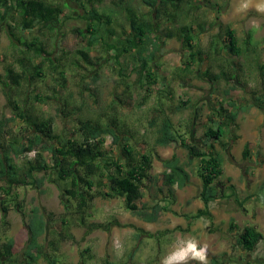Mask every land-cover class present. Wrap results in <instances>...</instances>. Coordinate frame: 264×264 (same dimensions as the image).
<instances>
[{
    "label": "rangeland",
    "instance_id": "obj_1",
    "mask_svg": "<svg viewBox=\"0 0 264 264\" xmlns=\"http://www.w3.org/2000/svg\"><path fill=\"white\" fill-rule=\"evenodd\" d=\"M47 1H54L61 8L65 7V3L70 5V10L64 9L61 14L58 38H51L52 41L47 42L48 50H54L52 57L61 59L62 67L57 71H65V83L49 69H46L48 75L44 78L32 83L23 82L19 89H27L30 95L25 108L33 114L51 116L55 133L65 136L71 134L80 121L105 122L114 118L122 136H132L131 142L136 150L151 152L154 161L150 173L159 177L162 167L158 158L166 160L173 155L184 158V153L176 144L167 148L154 145L156 126H151V122L157 121L158 110L163 109L175 127L185 132L188 131L186 127L191 128L188 121L193 119V110L197 108V119L192 131L197 144L203 146L204 130L208 126H216L220 121L216 112L220 104L227 107L229 100L242 107L253 104L248 111L238 113L236 129L222 138L223 142L229 144L228 148L223 151L215 143V149L222 157L221 181L225 184V194L234 191L239 200L253 197L244 202L242 207L231 197L217 199L208 204L210 219L196 218V211L203 207L198 199L201 182L194 169H189V184L182 190H175L170 200L164 197L165 191L157 190L162 187L160 180L155 182L154 187L147 182L143 184V196L137 202L139 207H147L162 200L160 203L169 208V212L159 214L155 223H145L125 210L120 198L97 197L85 215L84 224H79L77 214L68 215L64 212L57 189L59 182L50 176V181L42 187L43 193L29 187L17 190L19 205L17 208L9 206L5 222H2L0 212V244L8 238L13 239L12 252L17 263L22 264V252L28 237V213L31 208L37 207L46 221V230L39 242L44 245L45 252L51 255L54 245H57L58 251L55 253L59 264H161L164 257L174 249L177 251L184 247V242L188 240L207 247L208 264L215 260L217 264H240L246 260L264 264V205L255 199L264 197V82L258 69L264 64L262 0H188L190 5L193 3V7H200L193 10L192 19L194 17L196 23H203L206 29L196 39L201 48H207L211 35H217L225 41V29L220 28L221 23L230 25L240 40L250 32L253 42L258 44L257 51L250 56L237 58H230L225 52L215 57L214 61L207 59L196 63L191 69L193 74L182 72V77L176 79L174 74L179 73L188 61L187 49L181 40L160 38L157 45L149 49L153 53V61L149 65L155 76L151 92L134 83L136 76L132 68L138 64L134 55L123 56L120 65H116L111 59V51L107 53L97 48L90 54L94 62L98 58L96 69L92 71V68L84 67L81 61L78 67L72 65L73 59L69 54L84 44L78 41L72 30L85 29V10L93 8L109 17L110 23L103 29H111L112 36L108 40L114 44L123 34V29L127 30L126 9L146 12L139 0ZM221 14L219 22L218 15ZM163 23L165 25L162 24V28L168 26L172 31L177 27ZM178 24L184 22L179 20ZM15 33L18 34L17 30ZM22 35L29 39L36 35V29L23 32ZM20 49L11 47L5 25L0 26V76L4 75L8 64L13 65L16 71L21 70L13 61L18 57L29 59L30 55L18 52ZM119 67L124 69L123 75L126 77L119 75ZM230 68L238 76V82L222 76L219 81L209 83L200 76L206 69L218 73L219 70L230 71ZM125 84H129V89L128 93L123 94ZM232 85L235 89L225 96V91ZM37 94L42 100L34 99ZM257 97L262 100L260 106H256ZM14 113L0 87V119L4 117L12 123ZM106 146H110V139ZM245 147L248 157L243 159ZM112 155L117 156L118 150L114 149ZM28 156L32 158L33 153ZM16 163L20 162L16 160ZM189 216L194 217L187 218ZM92 225L97 228L91 230ZM246 225L253 226L263 236L251 253L243 252L236 246V238ZM152 234L154 237L150 236ZM38 264L46 263L38 261ZM187 264H198V261L189 259Z\"/></svg>",
    "mask_w": 264,
    "mask_h": 264
},
{
    "label": "trees",
    "instance_id": "obj_2",
    "mask_svg": "<svg viewBox=\"0 0 264 264\" xmlns=\"http://www.w3.org/2000/svg\"><path fill=\"white\" fill-rule=\"evenodd\" d=\"M69 1L77 2V0ZM139 1L146 8V12H135L127 8V30L122 28L123 34L114 44L108 40L112 36L111 29L105 27L103 29V26L109 25V17L99 14L93 8L85 10V29L72 30L78 41L84 43L72 54L69 53L73 59L72 65L78 67L81 61L84 67L92 68L94 71L98 58L94 62L90 54L97 48L107 53L111 51V59L116 65H120L123 56L134 55L138 62L132 68L136 76L134 83L151 92L150 87L155 83V76L149 65V62L153 61V53L149 49L156 46L160 38L181 40L183 47L187 49L188 61L184 63L179 73L174 74L175 77L177 76L176 79L182 77L180 74L182 72L193 74L191 69L196 63L207 59L214 61L215 57H220L225 52L230 58H237L250 56L257 51L258 44L253 42L250 32L240 40L236 32L228 27L224 32L225 41L220 43L217 36L211 35L207 48H201L196 39L206 29L203 23H196L194 17L192 19L191 15L196 8L192 6L193 4L190 5L188 0ZM64 9L70 10L69 3H65V7L61 8L54 1L47 0H0V26L5 25L11 47L16 50L21 47L18 52L30 55L29 59L18 57L13 61L20 66V71H16L13 65L8 64L4 69V75L0 76V87L5 101L15 111L12 123L4 117L0 119L2 222L6 220L9 206L17 208L19 205L17 202L19 188L29 187L43 193L42 187L45 182L50 181V176H54V181L59 182L57 189L64 212L68 215L77 214L79 224H84L85 215L97 197L120 198L125 210L145 223H155L159 214L169 212V208L160 203L162 200L147 207H139L137 202L143 196V184L147 182L154 187L155 182L160 180L162 187L157 190L165 191L164 197L170 200L175 190H182L189 184L191 178L189 169H194L196 177L201 182L198 199L203 207L196 211V218L210 219L208 204L217 199L231 197L238 206L242 207L244 202L252 198L253 196H248L239 200L234 191L225 194V184L221 181L222 157L216 151L215 143L223 151L228 148L229 144L223 142L222 138L232 129H236L238 113L248 111L254 106L253 104L242 107L237 106L233 100L228 101L227 107L220 104L216 111L220 121L216 126H208L204 130L203 146L197 144L192 131L197 119V108L193 110L195 113L193 119L188 121L191 128L186 127L188 131L185 132H180L175 127L163 109L158 110L157 121L151 122V126H156L154 145L167 148L176 144L184 153V158H179L177 155L166 160L158 158L162 167L159 177L150 173L154 161L151 152L136 150L131 142L132 136H122L114 118L105 122L80 121L73 132L65 136L55 133L54 120L51 116L33 114L25 108L30 95L27 89H19L23 82L32 83L36 79H42L48 75L46 69H49L50 72L57 73L65 83V71L63 69L57 71L62 67L61 59L52 57L54 50L52 48L48 50L47 43L52 41L51 38H58L62 24L60 18ZM179 20L184 24L177 25ZM163 22H167L171 27H177L174 31L168 26L162 28L161 25H165ZM33 29H36L35 36L28 39L22 35L23 32ZM16 30L18 34L15 33ZM31 59L38 62L35 63ZM258 69L260 78L264 82V64ZM123 71L124 69L119 67V75L124 76ZM200 76L209 83L219 81L222 76L229 81L238 82V76L234 74L232 68L230 71L219 70L218 73L206 69L200 73ZM125 85L123 94L128 93L129 89V84ZM234 89V85L229 86L224 93L225 96ZM34 99L40 101L42 97L37 94ZM255 102H257L256 106L262 104L259 97L255 98ZM209 121L212 122L211 119ZM108 139L110 146L107 147ZM114 149L118 150L117 156L112 155ZM30 153H33L32 158L28 156ZM242 157L243 159L248 157L246 147ZM16 160L20 163L17 164ZM255 199L264 205V197H255ZM26 227L28 237L22 252L24 257L22 264H38V261L59 264L55 253L58 251L57 245H54L51 255L45 252L44 245L39 242L45 233L46 221L37 207L30 209ZM96 228V225L90 226L91 230ZM150 236L154 237V235ZM262 238L260 232L253 226L247 225L238 234L236 246L243 252L251 253ZM13 246L14 241L11 238L0 244V264H19L12 252ZM210 264H217V261H212ZM240 264L255 263L246 260Z\"/></svg>",
    "mask_w": 264,
    "mask_h": 264
},
{
    "label": "clouds",
    "instance_id": "obj_3",
    "mask_svg": "<svg viewBox=\"0 0 264 264\" xmlns=\"http://www.w3.org/2000/svg\"><path fill=\"white\" fill-rule=\"evenodd\" d=\"M184 245L164 257L161 264H187L189 259L198 261V264H208L206 246H200L193 240L185 241Z\"/></svg>",
    "mask_w": 264,
    "mask_h": 264
},
{
    "label": "crops",
    "instance_id": "obj_4",
    "mask_svg": "<svg viewBox=\"0 0 264 264\" xmlns=\"http://www.w3.org/2000/svg\"><path fill=\"white\" fill-rule=\"evenodd\" d=\"M260 3H263V5H264V0L260 1ZM192 4H193V3H192ZM196 6H197V5H196ZM194 8H196V9H200L199 6H197V7L194 6ZM196 9H195V10H196ZM218 16H219V17H218V20H219V22H221L222 14H221V16H220V15H218ZM214 19L216 20L217 18H214ZM215 23H217V22H215ZM219 24H220V28H221V29H225L226 27L232 29L230 25H222L221 23H219ZM232 30H234V29H232ZM234 31H235V30H234ZM216 36H217V35H216ZM217 37H218V36H217ZM224 38H225V37H224ZM220 41L223 42V40H220V39H219V42H220ZM222 42H220V43H222ZM208 43H209V42H208ZM207 46H208V45H207ZM246 226H247V225H246ZM244 227H245V226H244ZM152 235H153V234H152ZM174 251H176V249H174L173 252H174Z\"/></svg>",
    "mask_w": 264,
    "mask_h": 264
}]
</instances>
